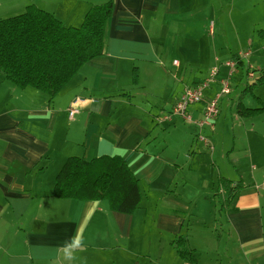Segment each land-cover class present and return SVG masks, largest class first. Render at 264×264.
<instances>
[{"label":"crops","instance_id":"1","mask_svg":"<svg viewBox=\"0 0 264 264\" xmlns=\"http://www.w3.org/2000/svg\"><path fill=\"white\" fill-rule=\"evenodd\" d=\"M106 1L22 0L17 7L16 0H0V20L34 5L77 28ZM241 52L249 56L228 76L224 63ZM248 66L264 72V0H113L102 56L54 98L0 74V264H183L171 247L180 235L210 254L202 264H222V257L227 264H264V112L236 113L238 103L264 105L256 96L264 85L249 89L262 75L248 78ZM214 69L189 120L164 121L184 89ZM225 80L230 93L204 125L205 108ZM76 99L78 114L69 120ZM115 155L138 181L133 214L113 212L107 201L53 196L69 157ZM219 178L242 184L224 212ZM77 237L83 247L72 246Z\"/></svg>","mask_w":264,"mask_h":264},{"label":"trees","instance_id":"2","mask_svg":"<svg viewBox=\"0 0 264 264\" xmlns=\"http://www.w3.org/2000/svg\"><path fill=\"white\" fill-rule=\"evenodd\" d=\"M113 0L92 6L79 27H64L52 14L34 5L23 13L0 20V74L19 89L31 88L54 98L86 63L103 54L105 25ZM233 58H236L234 56ZM138 82L132 70V84ZM264 85V73L256 83ZM264 105L247 109L240 103L236 113L253 117ZM224 198L218 196L219 212L242 189L241 182L219 178ZM53 196L79 201H107L111 211L131 215L140 203L138 181L120 156H103L90 161L69 157L55 177ZM264 251V235L262 238ZM171 247L183 264H197L200 253L190 248L185 236H177Z\"/></svg>","mask_w":264,"mask_h":264},{"label":"built area","instance_id":"3","mask_svg":"<svg viewBox=\"0 0 264 264\" xmlns=\"http://www.w3.org/2000/svg\"><path fill=\"white\" fill-rule=\"evenodd\" d=\"M245 56V55H244ZM240 58H244L240 53L236 56V59L231 62H225L224 66L228 68L230 71L234 70L237 66V61L240 60ZM218 74V70L214 69L212 70L208 77L200 83L199 85L192 86V87H187L184 89L183 93L179 97L177 104L175 108L168 113L166 116L163 117L164 121H168L171 118H179L182 121H188L189 117L187 115V112L191 106L198 105L203 101L204 97V90L213 82L215 77ZM249 77L253 76V72L248 71ZM230 89L228 84L223 83L222 88L219 90V92L215 95L214 99L207 105L205 108V111L203 113V124L208 125V123L213 120L217 114H218V105L219 101L222 97L229 95ZM79 102L78 99H76L71 106L67 109V116L68 119L71 120L75 115L78 114V110L75 108V105ZM197 141L204 144L208 145L209 142L207 141L206 138L203 136H198ZM210 147V146H209Z\"/></svg>","mask_w":264,"mask_h":264},{"label":"rangeland","instance_id":"4","mask_svg":"<svg viewBox=\"0 0 264 264\" xmlns=\"http://www.w3.org/2000/svg\"><path fill=\"white\" fill-rule=\"evenodd\" d=\"M16 3H17V7H19V6H21L22 4V0H16ZM14 13H17V12H14ZM15 15H18V14H15ZM183 38H184V36H183ZM178 39H179V37H178ZM185 39H187V37H185ZM192 46V45H191ZM177 53V52H176ZM183 53H184V50H183ZM244 58H246V57H248L249 56V53L248 52H241L240 53ZM245 55V56H244ZM232 59L233 60H235L236 58H233L232 57ZM232 60H229V61H227V62H231ZM237 67V66H236ZM249 67L250 66H248V69H247V71H249ZM226 68V67H225ZM227 69V71H228V76H231L232 75V73L234 72V70L236 69H234V70H232V71H230L228 68H226ZM203 70H204V68H193V71H198V72H202L203 73ZM247 71H246V75L248 76V78H250V79H252L253 77H249V75H248V73H247ZM253 72V71H252ZM257 73H260L261 75H262V73H264L262 70H257V71H254L253 72V75H256ZM244 74H245V71H244ZM260 75V76H261ZM245 76V75H244ZM247 83H248V81L247 80H245ZM223 83H226L227 84V80H225V81H223ZM222 83V84H223ZM222 84H221V88H222ZM196 85H199V84H196ZM196 85H194V86H196ZM193 86V85H192ZM229 87H230V84H229ZM220 88V89H221ZM259 89L261 90V92H259V94L258 95H256L257 97L259 96L260 98H261V100H263V102H264V86H259ZM255 96V97H256ZM227 97V96H226ZM225 96L224 97H222V99L220 100V102H219V110H220V105H221V102H222V100L223 99H225L226 98ZM250 97H251V95H250ZM202 103V102H201ZM177 104V103H176ZM199 105V104H198ZM176 106V105H175ZM195 106V105H194ZM191 107H193V106H191ZM190 107V108H191ZM207 107V106H206ZM190 108H189V110H190ZM172 119V118H171ZM227 139H231V137L230 136H228L227 137ZM220 196H222V197H224V194H222V191L220 192ZM212 228V231H213V227H211ZM199 230H202V227H199L198 228ZM197 229V230H198ZM217 230H218V233H219V230L221 231V228H219V227H217ZM210 231V230H209ZM217 240H218V238H217ZM209 256L210 257V254L208 253V252H206V250H201V252H200V261H198V263L197 264H202L201 262L203 261H205L206 259V256ZM221 258V257H220ZM222 264H227L228 263V260L227 259H225L224 257H222ZM135 264H136V262H134ZM130 264H132L131 262H130ZM147 264H149V263H147ZM152 264H154V263H152Z\"/></svg>","mask_w":264,"mask_h":264},{"label":"clouds","instance_id":"5","mask_svg":"<svg viewBox=\"0 0 264 264\" xmlns=\"http://www.w3.org/2000/svg\"><path fill=\"white\" fill-rule=\"evenodd\" d=\"M73 247H83V243H82V239L80 238V237H77L76 238V240L74 241V243H73V245H72ZM66 255L70 258V259H75V257H73L72 255H71V253L69 252V253H66Z\"/></svg>","mask_w":264,"mask_h":264}]
</instances>
